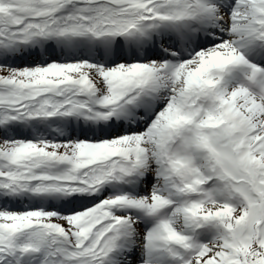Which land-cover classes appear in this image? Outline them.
<instances>
[{"label": "snow or ice", "instance_id": "1", "mask_svg": "<svg viewBox=\"0 0 264 264\" xmlns=\"http://www.w3.org/2000/svg\"><path fill=\"white\" fill-rule=\"evenodd\" d=\"M0 264H264V0H0Z\"/></svg>", "mask_w": 264, "mask_h": 264}, {"label": "rangeland", "instance_id": "2", "mask_svg": "<svg viewBox=\"0 0 264 264\" xmlns=\"http://www.w3.org/2000/svg\"><path fill=\"white\" fill-rule=\"evenodd\" d=\"M0 74H3V73H0Z\"/></svg>", "mask_w": 264, "mask_h": 264}]
</instances>
